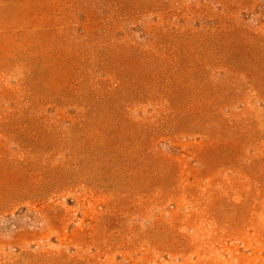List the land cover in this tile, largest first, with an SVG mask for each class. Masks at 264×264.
<instances>
[{
  "label": "rangeland",
  "instance_id": "374dc122",
  "mask_svg": "<svg viewBox=\"0 0 264 264\" xmlns=\"http://www.w3.org/2000/svg\"><path fill=\"white\" fill-rule=\"evenodd\" d=\"M0 264H264V0H0Z\"/></svg>",
  "mask_w": 264,
  "mask_h": 264
}]
</instances>
